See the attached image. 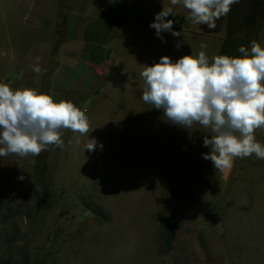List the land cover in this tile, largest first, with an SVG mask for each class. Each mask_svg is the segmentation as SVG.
<instances>
[{
  "label": "rangeland",
  "instance_id": "374dc122",
  "mask_svg": "<svg viewBox=\"0 0 264 264\" xmlns=\"http://www.w3.org/2000/svg\"><path fill=\"white\" fill-rule=\"evenodd\" d=\"M73 1L0 0V65L11 66L10 87L50 94V70L59 63L54 53L67 39L63 20ZM261 3L240 0L230 13L228 26L239 41L200 35L190 43L146 33L128 44L123 35L120 48L118 35L103 42L111 56L92 67L93 88L54 96L86 109L89 136L62 130V149L0 157V264H264V159L253 154L236 159L229 171L216 170L202 156L210 151L203 146L210 130L167 122L162 110L141 99L140 75L142 65L198 53L201 43L209 58L241 55L238 48L250 49L249 38L264 23ZM167 19L187 31L175 17ZM196 26L207 31L201 34L216 33L222 18L214 30ZM38 56L43 75L32 71ZM119 63L122 71L114 72ZM255 137L264 144V128ZM93 138L97 146L89 151L85 143ZM98 209L103 217L93 212ZM163 219L175 232L166 255L160 252Z\"/></svg>",
  "mask_w": 264,
  "mask_h": 264
},
{
  "label": "clouds",
  "instance_id": "9594fccd",
  "mask_svg": "<svg viewBox=\"0 0 264 264\" xmlns=\"http://www.w3.org/2000/svg\"><path fill=\"white\" fill-rule=\"evenodd\" d=\"M240 0H170L172 6L188 10L185 17L193 25L216 29L217 21L227 16L233 4ZM173 7H163L149 25L162 39L163 32L174 37ZM180 43L176 44L179 48ZM205 43L198 53L176 60L165 55L159 62L142 65L140 73L144 87L141 99L153 108L162 110L166 121L185 129L199 124L209 129L203 146L210 151L202 154L221 173L233 168L236 159H264V144L255 132L264 128V47L256 40L251 47L241 45L239 56L214 55L209 58ZM32 71L43 75L39 61ZM62 130L79 136L92 131L86 115L69 100H55L54 95L34 88L13 89L0 83V157L17 155L20 158L39 156L49 146L64 147ZM81 141L77 139L76 143ZM97 141L88 139L85 149L95 150ZM102 148L103 145H100ZM20 180L24 177L20 176Z\"/></svg>",
  "mask_w": 264,
  "mask_h": 264
},
{
  "label": "crops",
  "instance_id": "0c3cea01",
  "mask_svg": "<svg viewBox=\"0 0 264 264\" xmlns=\"http://www.w3.org/2000/svg\"><path fill=\"white\" fill-rule=\"evenodd\" d=\"M70 1V0H69ZM161 0H74L71 3V11L67 16H64L63 24L67 27V39L60 41L56 45L55 60L59 61L55 71L50 70L51 77L47 83L50 88V94L54 96L64 95L70 89H78L84 92L92 89L96 79L93 66L102 67L111 56V51L102 48V43L110 41L115 35H118L117 46L125 35V42L128 44L138 39L142 34H151L156 36L155 29L149 25L154 21L155 15L162 11L164 6L160 4ZM240 2L238 3V5ZM237 4L231 6V12H234ZM237 5V7H239ZM173 7V17L178 20V23H183L187 28L186 32H180V36L190 43L198 41L200 35L205 37L215 36L225 41L228 37L235 36L231 26L229 27L230 13L222 17L223 29L219 32H209L201 34V27L191 24L185 19L188 11L181 5ZM259 15H264V5L261 3L258 6ZM234 16V15H233ZM170 17V16H169ZM168 18V17H167ZM261 20V19H260ZM239 22V21H238ZM237 22L233 23L236 24ZM264 23L259 22L258 30L254 37L249 38L256 41H261V46L264 47ZM193 25L195 30L190 29ZM207 32V31H205ZM127 35V36H126ZM230 35V36H229ZM248 35V34H247ZM136 36V37H135ZM163 38H173L170 32H163ZM211 37V38H215ZM202 38V39H203ZM239 37H236L238 39ZM241 38L238 39V41ZM248 39V37H247ZM234 40V39H233ZM89 42L91 45H89ZM0 45V55H3ZM120 52V49L117 53ZM53 54L50 61L52 62ZM16 59V55H14ZM84 58H87L84 59ZM118 62V61H117ZM114 72L121 70V64H115ZM11 71V66L0 65V83H9L7 73ZM138 73L140 71H132ZM104 90V88H101Z\"/></svg>",
  "mask_w": 264,
  "mask_h": 264
},
{
  "label": "trees",
  "instance_id": "16d2710c",
  "mask_svg": "<svg viewBox=\"0 0 264 264\" xmlns=\"http://www.w3.org/2000/svg\"><path fill=\"white\" fill-rule=\"evenodd\" d=\"M93 212L100 217H103L104 215L101 209L94 210ZM174 236L175 232L173 227L169 225L167 219H163L160 230V252L162 254L166 255L170 252Z\"/></svg>",
  "mask_w": 264,
  "mask_h": 264
}]
</instances>
